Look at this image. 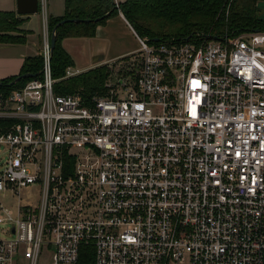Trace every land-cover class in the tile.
<instances>
[{
    "label": "built area",
    "instance_id": "built-area-1",
    "mask_svg": "<svg viewBox=\"0 0 264 264\" xmlns=\"http://www.w3.org/2000/svg\"><path fill=\"white\" fill-rule=\"evenodd\" d=\"M135 36L131 89L54 94L45 38L40 76L0 92V193L41 189L37 208L0 204V264L42 247L51 264L83 247L87 264H264V33Z\"/></svg>",
    "mask_w": 264,
    "mask_h": 264
},
{
    "label": "trees",
    "instance_id": "trees-1",
    "mask_svg": "<svg viewBox=\"0 0 264 264\" xmlns=\"http://www.w3.org/2000/svg\"><path fill=\"white\" fill-rule=\"evenodd\" d=\"M257 1L125 0L116 8L112 0H64V15L47 18L49 35L62 20H95L107 16L98 22H67L56 28L55 46L50 53L51 76L55 80L53 92L56 95L78 93L83 100L107 93L116 74L105 65L63 78L65 70L73 67L74 62L62 42L71 38H93L98 26L120 13L138 36L151 42L156 39L184 42L197 34L210 39L235 38L245 32L264 33V20L259 19L256 13ZM24 21L13 11H0V44H25L28 32L20 28ZM42 67L43 58L40 55L25 58L17 75L0 80V92L8 95L12 90L22 88L30 79L7 85L17 76L41 73ZM89 251L87 247L81 248V253L87 255H81L79 264H87L89 258L86 261L84 257L91 259Z\"/></svg>",
    "mask_w": 264,
    "mask_h": 264
},
{
    "label": "rangeland",
    "instance_id": "rangeland-1",
    "mask_svg": "<svg viewBox=\"0 0 264 264\" xmlns=\"http://www.w3.org/2000/svg\"><path fill=\"white\" fill-rule=\"evenodd\" d=\"M50 0H47L49 3ZM56 4L62 5L64 4V0H54ZM122 2L125 0H121ZM0 6H3V10H12L13 3H11V0H0ZM7 7H10L11 9H5ZM256 13L259 19H264V1L258 0L255 4ZM111 22L108 24L109 31L113 34L111 36V40L109 42L105 43V45H108L107 54L105 55L106 58L114 56L118 51L124 50L125 48L131 49V48H137L138 42L131 36L130 32H128L126 29L123 28V26L120 25L117 19L110 18ZM109 19V20H110ZM33 27V25H31ZM45 38H50L49 33L45 34L43 41ZM75 39L73 40V43H75L76 50H73L72 56L75 58L76 66L71 67L72 70L75 68H83L82 62L87 61L90 62V42L87 39L83 38H71ZM76 41V42H74ZM30 48L29 41L24 47H12V48H4L0 50V70L3 68L5 69H11L14 67L15 63H17L18 60H20V54L27 49ZM23 49V50H21ZM43 58V42H41L40 47V54ZM135 55L131 56H122L119 57V59L110 60L109 65H105L106 67H109L113 72H116V76L118 78H125V83L128 85V87L131 89L133 87V81L135 79V71L134 67L136 64ZM119 73V74H118ZM8 78V77H6ZM5 79V78H4ZM2 147H0V164L3 162L5 156L3 153H1ZM78 153V152H77ZM41 199V189L38 184L30 185L27 187H24L20 189L19 195H12L10 192H2L0 193V204L9 209L13 212L16 209V206L19 204L20 206H30L32 208H37L39 205ZM11 238V235L6 231V226L0 224V240H6ZM51 256L52 252L48 248L41 249L37 264H51ZM22 264H26V261H22Z\"/></svg>",
    "mask_w": 264,
    "mask_h": 264
},
{
    "label": "crops",
    "instance_id": "crops-1",
    "mask_svg": "<svg viewBox=\"0 0 264 264\" xmlns=\"http://www.w3.org/2000/svg\"><path fill=\"white\" fill-rule=\"evenodd\" d=\"M11 3H13L12 10H8V11H13L16 13V0H11ZM43 5H44V11L39 9L37 14L30 16H20L25 19L24 23L20 28L28 32V34L26 35L25 44H0V50L8 47L9 48L24 47L28 41L30 44V48L28 47L22 52V54H20V60H18L17 63H15L13 68L11 69L3 68L2 70H0V80L6 77L17 75L25 58L37 56L40 54L41 42H43V38L45 34H47V18L48 17L57 18V17H62L64 15V4L61 7L59 4L57 5L54 0H50L49 3L47 2V0H44ZM0 8H3V6H0ZM5 9H11V8L7 7ZM0 11H6V10L0 9ZM114 19H117L120 25L123 26V28L126 29L128 32H130L131 36H133V38L137 41L135 32L133 31L132 27L128 24V22L124 19L122 15L119 14L118 16L114 17ZM110 22L111 19L107 20L104 25L98 26L95 30V36L93 38H83L89 40L88 42H90V53H89L90 62H88V60L85 62L83 61L82 62L83 68H75L73 71L78 72L80 74L88 70H91L95 67L101 65H107L110 63L109 62L110 60H112L111 62H113V60H115L116 58L119 59V57L122 56L128 57L136 54L138 47L131 49L125 48L124 50L122 49L118 51L112 57L111 56L108 58L105 57L108 50L107 46L109 45L111 36H113V34L109 31L107 27ZM31 25H33V27H31ZM73 40L75 39H65L63 40L62 45L65 51L73 59L74 62L73 66L75 67L76 63H75V58H73L72 56L73 53L72 51L76 50V46L75 43H73ZM107 42L108 45H105V43Z\"/></svg>",
    "mask_w": 264,
    "mask_h": 264
},
{
    "label": "water",
    "instance_id": "water-1",
    "mask_svg": "<svg viewBox=\"0 0 264 264\" xmlns=\"http://www.w3.org/2000/svg\"><path fill=\"white\" fill-rule=\"evenodd\" d=\"M39 11V0H16V14L18 16H30V15H34L37 14ZM105 16H102L100 18H97L95 20H80V19H74V20H62L61 22H59L56 27L52 30V33L50 35L49 38V47H50V53H52L54 46H55V41H56V28L67 23V22H85V23H89L91 21L94 22H98L100 20H103ZM256 33H258L259 31H254ZM190 39V38H188ZM187 39V40H188ZM156 42L158 41L157 39L155 40ZM41 73H36V74H23L20 76H17L11 83H9L7 86H12L15 83H17L18 81H20L21 79H33V78H37L40 76Z\"/></svg>",
    "mask_w": 264,
    "mask_h": 264
}]
</instances>
